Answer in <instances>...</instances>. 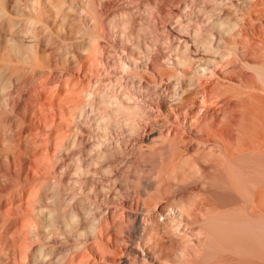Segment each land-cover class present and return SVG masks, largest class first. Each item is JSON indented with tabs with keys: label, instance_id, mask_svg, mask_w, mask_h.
I'll list each match as a JSON object with an SVG mask.
<instances>
[{
	"label": "rangeland",
	"instance_id": "1",
	"mask_svg": "<svg viewBox=\"0 0 264 264\" xmlns=\"http://www.w3.org/2000/svg\"><path fill=\"white\" fill-rule=\"evenodd\" d=\"M43 99L71 123L43 126ZM153 197L188 211L181 234L162 211L144 234ZM135 242L150 264H264V0H0V264H122Z\"/></svg>",
	"mask_w": 264,
	"mask_h": 264
},
{
	"label": "bare ground",
	"instance_id": "2",
	"mask_svg": "<svg viewBox=\"0 0 264 264\" xmlns=\"http://www.w3.org/2000/svg\"><path fill=\"white\" fill-rule=\"evenodd\" d=\"M182 62V61H181ZM228 63V62H227ZM126 67V66H125ZM214 67V68H213ZM217 70L222 69L223 66L221 65V62L218 61L217 59H210V60H200L198 67H196V73L198 75L203 76L204 79H199V86L204 89H209L213 90L214 87L216 86V78L215 82H213L210 79V75L216 76V72L214 69ZM218 70V71H219ZM180 77L179 74H174L173 76H170L168 82L171 85L180 87L179 81L176 79ZM208 78V79H206ZM212 78V77H211ZM139 79V78H138ZM174 79H176L174 81ZM214 79V78H213ZM165 90V89H164ZM63 93V92H62ZM209 94V93H207ZM251 94V93H250ZM204 95V94H203ZM205 96V95H204ZM203 97V96H202ZM201 97V98H202ZM203 100V99H202ZM210 101V100H209ZM105 102V101H104ZM102 102V103H104ZM210 103V102H209ZM44 107V111L41 113L37 114L38 119L40 120V123L44 125H51L59 121L67 120L70 118V116L74 117V113H72V109L65 105L63 106L60 104L58 101L53 100L48 102L47 100L43 99L41 100L40 103ZM82 102L79 100L76 101V110L80 109L82 106ZM159 105V104H157ZM218 105V104H217ZM207 107V106H206ZM159 108V107H158ZM202 109V108H201ZM200 109V110H201ZM203 110V109H202ZM206 110V109H205ZM204 111V110H203ZM183 114V113H182ZM108 117V116H107ZM106 117V118H107ZM202 117V116H201ZM174 120L178 126H183L184 128L188 127L190 130L186 133H184L182 136L186 140L187 137H189L188 134H192L194 132V126L192 124V119L187 118V117H181L178 112L174 113ZM70 121V119H69ZM66 122V121H65ZM71 123V121H70ZM49 125V126H50ZM66 127V126H65ZM67 127H70L69 124H67ZM116 127L115 124L111 123H105L104 125L99 124V131L95 132L94 140L100 145V146H108L111 141V131L112 128ZM128 128L129 130L131 129L130 125L124 126V128ZM47 128V127H46ZM42 129V128H41ZM170 132V131H169ZM170 135V134H169ZM173 135V134H172ZM206 135V134H205ZM32 148V147H31ZM101 149V148H100ZM37 155V154H36ZM12 160V159H11ZM33 162V161H32ZM34 163V162H33ZM33 163H30L31 169H36V165ZM29 165V164H28ZM27 170V169H26ZM37 171V169H36ZM30 175V174H29ZM33 175V174H32ZM25 197V196H24ZM26 199V198H25ZM95 200V199H94ZM104 200V199H103ZM108 200V199H107ZM156 203L154 206H151L150 204L146 201H143L144 209H145V217L141 221L140 228L146 234L148 232V226L151 224H161V217L163 216L160 214V212H165L167 217H165L162 221V224L164 225H169L172 227L177 233H182L184 228H185V220L187 219L188 216V211L184 208H180V211L175 210V212H172L170 207H164L159 204V201L155 197L152 198ZM21 201V200H20ZM19 201V202H20ZM115 201V200H114ZM19 202L17 204H19ZM16 203V202H15ZM21 203V202H20ZM98 204V206H97ZM23 205V204H22ZM107 205V204H106ZM103 206V205H102ZM5 207V206H4ZM26 207V206H25ZM3 208V207H2ZM32 208V206H31ZM103 208V207H102ZM100 209V203H96L95 206H93L92 213H93V222L91 223L89 227V233L96 239L100 238L103 240L106 236V232L109 230L110 226L105 222H101L100 219H98V216L96 214V211ZM138 209V208H137ZM169 211L171 214H169ZM14 212V211H13ZM31 212V211H30ZM117 212V211H116ZM122 212V211H121ZM120 215V214H119ZM122 215V214H121ZM105 216V215H104ZM124 218V217H123ZM122 218V219H123ZM65 219V222L72 226L75 227L76 225L79 224L80 218L77 215V213H73L72 216L69 219ZM125 219V218H124ZM123 219V220H124ZM126 221V220H125ZM124 221V222H125ZM110 222V221H109ZM122 222V220H121ZM21 223V222H20ZM16 224V223H15ZM22 226V225H21ZM20 226V227H21ZM119 226V225H118ZM15 229V228H14ZM86 231H81V234L86 235ZM25 237V236H24ZM22 239V238H21ZM108 239V238H107ZM109 240L112 242V239L109 237ZM145 240V239H144ZM143 242V241H142ZM128 244V243H127ZM112 245V244H111ZM127 246V245H126ZM108 247V246H107ZM110 248V247H109ZM149 248V247H147ZM125 250V249H124ZM99 252V251H98ZM92 253V252H91ZM120 255V254H119ZM125 257L122 260V264H150V261L147 259L148 254L144 249L141 248L140 243H131L128 248L126 249ZM182 257L186 256V253L183 252ZM91 257V256H90ZM123 258V255L121 256ZM91 260V259H90ZM93 260V259H92ZM96 260V259H95ZM116 260V259H115ZM158 260V259H157ZM114 261V260H112ZM87 262V261H86ZM83 264V263H82ZM85 264V262H84ZM91 264V263H90ZM104 264V263H102ZM106 264V263H105ZM172 264V263H171Z\"/></svg>",
	"mask_w": 264,
	"mask_h": 264
}]
</instances>
